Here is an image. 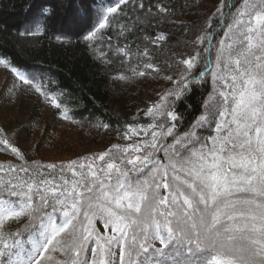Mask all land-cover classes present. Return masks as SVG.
Here are the masks:
<instances>
[{"label":"snow or ice","instance_id":"obj_1","mask_svg":"<svg viewBox=\"0 0 264 264\" xmlns=\"http://www.w3.org/2000/svg\"><path fill=\"white\" fill-rule=\"evenodd\" d=\"M214 16L224 21L218 41ZM193 43L200 50L176 61L178 78L164 76L172 87L145 112L151 123L126 125L124 139L140 137L127 146L59 166L29 164L0 128V146L21 162L0 164V264H264V0H220ZM12 71L60 108L34 77ZM209 77L201 112L182 128L177 102ZM25 218L26 239L5 232Z\"/></svg>","mask_w":264,"mask_h":264},{"label":"trees","instance_id":"obj_2","mask_svg":"<svg viewBox=\"0 0 264 264\" xmlns=\"http://www.w3.org/2000/svg\"><path fill=\"white\" fill-rule=\"evenodd\" d=\"M73 2L81 5V16L86 15V10L83 12L82 8L89 7L88 5L100 6L103 12L93 21V18H84L80 22L82 24L69 29L65 25L66 13ZM115 2L116 0H0V59L11 68L34 75L46 94L60 103L59 109L53 107L55 115L51 123L40 129H35V109L26 115L19 128H13L11 123L0 124V128L9 133L14 145L25 154L29 164L35 161L37 164L59 166L93 155L91 153L64 160H47L37 157L33 148L24 149V145L20 143L26 137L38 135L39 145H49L57 140L54 133L60 123L76 125L78 129L82 128L91 134L98 131L99 136L96 138L101 141L97 140V143L107 145L100 152L113 145L123 147L140 139L133 137L132 140H126L123 136L128 124L151 123V119L145 116L147 110L132 116L114 111V107L120 108V93L111 87L109 76L120 74L130 78L133 68L151 63L159 70L153 73V82L162 89L161 93L172 87L164 76L172 75L173 79H177L180 69L177 68L176 61L188 59L200 50L193 41L204 30L208 18L213 16L220 4V0H132L128 5H121L117 13L107 14V7ZM139 3L144 5L142 9L133 6ZM158 5L168 11H159ZM41 6L48 10L43 15L40 14ZM72 9L73 14H80L75 7ZM105 14L109 15L108 23L105 28L99 29L100 19ZM35 17V26H26ZM211 22V31L216 34L218 41L223 35L221 29L224 21L219 16H214ZM92 31H95V38L85 41L84 36ZM161 34L165 39L153 42ZM118 49H125L130 55L118 52ZM145 49L147 56L143 54ZM169 64L172 65L171 69L168 68ZM200 68L203 70V64ZM211 87L210 77L207 83L190 85L185 96L177 102L176 110L184 117L182 128L199 115L203 98ZM159 95L155 100L159 99ZM39 96L46 103L45 97ZM10 100L3 101L8 103ZM64 112L67 117L62 115ZM0 156L3 158L0 164L12 163L19 166L21 163L12 154L5 153L2 146ZM25 220L26 218L9 221L5 232L19 230L23 234L22 238L26 239ZM94 226L102 233L100 227L104 225L101 221H95Z\"/></svg>","mask_w":264,"mask_h":264},{"label":"rangeland","instance_id":"obj_3","mask_svg":"<svg viewBox=\"0 0 264 264\" xmlns=\"http://www.w3.org/2000/svg\"><path fill=\"white\" fill-rule=\"evenodd\" d=\"M60 1V0H59ZM116 2L112 5L115 6ZM82 8L85 11V16H81L80 7L81 5L72 3V7H75L80 14L72 13V7H69V11L66 13L65 25L69 29L76 28L77 25L82 24L84 18H91L92 21L98 17V14H102L100 6ZM62 8V7H61ZM38 14V13H37ZM75 16H78L76 18ZM36 18H32L31 21L26 25L33 27L36 24ZM68 19V20H67ZM96 23V22H95ZM145 23V22H144ZM153 42L158 43L155 39ZM142 68V70H140ZM136 71L133 72L130 78H126L125 75L111 74L109 81L112 88H115L120 93V108L114 107L113 110L118 114L132 116L137 114L139 111H146L150 105L154 103L156 96L160 94L161 88L157 83H154L153 74L155 71L151 68H145L144 65L137 66ZM132 69V70H133ZM143 71L145 75L141 76L138 73ZM119 76H124V79H119ZM11 99L8 103L3 100ZM122 100V101H121ZM156 101V100H155ZM32 109H35L37 117L35 129H40L45 125L51 123L55 115V109L49 101L43 103L41 97L29 86L23 85L12 69L4 64H0V124L11 123L13 128H19L26 115L30 113ZM61 124V125H60ZM60 127L55 130V137L57 140H53L52 143L46 145L42 143L38 144V135L26 137L20 142L24 145V149L33 148L36 150V155L42 159H53V160H64L72 157H79L88 154H95L102 151L106 146L98 144L96 136H99L98 131L88 133L82 128L69 123H60ZM35 146L36 149L33 147ZM35 154V152H34ZM0 160H3L0 156ZM102 233L105 232L104 227H100ZM156 247H159V243L156 242Z\"/></svg>","mask_w":264,"mask_h":264}]
</instances>
